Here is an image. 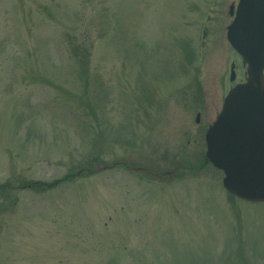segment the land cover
I'll use <instances>...</instances> for the list:
<instances>
[{
  "label": "rangeland",
  "instance_id": "obj_1",
  "mask_svg": "<svg viewBox=\"0 0 264 264\" xmlns=\"http://www.w3.org/2000/svg\"><path fill=\"white\" fill-rule=\"evenodd\" d=\"M238 2L0 0V264H264L206 158Z\"/></svg>",
  "mask_w": 264,
  "mask_h": 264
},
{
  "label": "water",
  "instance_id": "obj_2",
  "mask_svg": "<svg viewBox=\"0 0 264 264\" xmlns=\"http://www.w3.org/2000/svg\"><path fill=\"white\" fill-rule=\"evenodd\" d=\"M227 36L247 62L248 77L226 96L206 134V154L224 171L228 191L264 201V0H240Z\"/></svg>",
  "mask_w": 264,
  "mask_h": 264
}]
</instances>
